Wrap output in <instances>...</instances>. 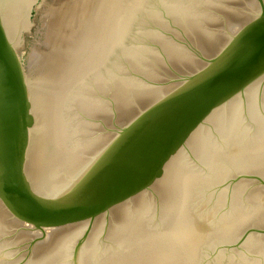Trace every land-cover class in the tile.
Segmentation results:
<instances>
[{"label": "water", "instance_id": "1", "mask_svg": "<svg viewBox=\"0 0 264 264\" xmlns=\"http://www.w3.org/2000/svg\"><path fill=\"white\" fill-rule=\"evenodd\" d=\"M263 72L264 0H0V199L93 218Z\"/></svg>", "mask_w": 264, "mask_h": 264}, {"label": "rangeland", "instance_id": "2", "mask_svg": "<svg viewBox=\"0 0 264 264\" xmlns=\"http://www.w3.org/2000/svg\"><path fill=\"white\" fill-rule=\"evenodd\" d=\"M263 75L264 73L261 74L258 78H256V80L254 79L251 83L245 86L241 92L230 97L225 103L216 107L212 111L220 109V108L226 109V105L229 102V100L238 98V102H233V105L228 107L227 109L228 111L234 110V108L236 109L237 106H239L238 108L242 111V113H244L243 109L245 108L247 103H249L250 98L248 97L251 96L252 92L256 93L255 100L257 101L255 102H257L256 103L257 105L255 106L259 108L260 107V104H258L259 102L262 104L261 105L262 107H260V109L264 108V105L262 103V100H264V80L262 81V79H264V77L262 78ZM254 84H255V87H254L255 90L251 89V91L247 95H244V92L246 91V89ZM259 95H260V98H258ZM245 102H246V105H245ZM212 111L209 114H211ZM226 111L222 110V112L220 111V113L224 114L226 113ZM208 115L194 129V131L198 127H200V129L195 131L194 134H191V136H189L186 144L183 143L182 145H180V148H178L181 151L180 152L181 155L179 153L178 160L183 162L186 165H191L193 163L192 166L194 165L197 170L200 168V171H202V168H204V163L200 162L201 159L197 156L198 154L196 155L197 147L199 144L198 142H200L201 140L203 141L211 140L217 134V125H218L217 120L219 116L217 115L218 117L215 116L212 119L211 118L206 119ZM228 116L224 114L223 116L221 115V118L223 120H226V119L229 120ZM242 117L240 118L241 123H247V120L244 119V116ZM252 124L253 123L249 124V127L251 126L252 129H254ZM218 168L220 170L222 169L221 171L228 173V175L226 174L227 175L226 178L224 177L226 180H220L217 183L211 182L208 184L207 188L203 187L201 189L197 197L196 195L192 197V200H195L196 202L193 203L195 204L194 206H192L191 204L186 206L188 207V210L186 208V211L188 213V216L191 217L190 221L192 222V226L188 228L190 230L186 232V234L178 231L177 227H175V225H177V221L180 220L183 214L179 215V217L178 215L177 216L174 215L176 219L173 216L171 221L169 220V218L168 219L164 218L166 214V204H168V200H167L168 197L167 195L164 196V195L159 194V191L165 190L164 189L165 187L163 186V184L157 183L155 185V189L153 186L144 187L142 192L145 195H143L144 197L141 200H142V203L145 204V207L147 209L145 212L142 213V215L143 216L145 215L144 218L146 219L147 226L148 225L150 226V227L146 226L145 227L146 229L144 231H145V234H147V237L151 239L150 241L151 247L156 246V245L160 247L159 249L155 250L153 254L150 255V257H149L148 251L147 253L144 252L146 251V249H144V251L141 250V255H143L142 258L147 257V254H148V258H150V260L141 259L137 263H130V264H161L160 262H162V264L163 262L164 264H251V261H254L255 264L261 263L260 262L261 259L264 258V249L261 252L255 251L252 246L255 247L256 245H253L252 242L254 241V244L258 243L260 245H263L264 247V170L258 169V168L257 169L250 168V167L243 168V167H239L238 165L235 166L231 164V162L228 160L227 155L224 156L222 161L218 162L216 169ZM166 171L169 172V174H173L174 168L170 170L165 169L164 171L165 173H160L161 175L159 174L160 177L162 176V174L166 175ZM224 186L226 187L225 188L226 191L225 189L223 190L221 189ZM227 188H228V191H227ZM232 188L233 190L234 188H237V191L233 193ZM215 193L216 194L219 193L220 194L219 196L221 195L223 196V197L221 196L223 199L220 202L216 200L218 194L216 195ZM233 194H234V198H235V195L238 196V197L236 196L237 200L236 198L234 200L232 199ZM204 196L206 200L204 199ZM228 202H230V205ZM127 203L128 201H125L123 203V206H124V207L122 206L123 211L120 210L118 212L117 211L113 212L110 209V210L99 213L93 218L82 220L83 222L81 223V225L74 228L77 231V233L73 237L74 239L70 241L69 243L67 242L66 248H68L69 246L68 252H67V255L69 257L68 256L66 257L65 262H68L70 264H76L77 256L80 252V249L83 247V245L85 246L86 243H88V245L86 246L93 247L95 251L94 254L91 255V258H90L91 261L89 264H100L106 259L112 257L113 254L121 253L122 244L121 243L117 244V242L113 243L112 242L113 240L111 239L115 238V236L117 237L118 233L116 232H120V234H122L121 232H123V230L117 231L118 229L119 230L122 229L120 225L122 221L126 222L127 220H129V218H133V220L130 219L132 221L135 220L134 217H136L137 214L136 215L132 214L131 216H129L130 212L131 213L133 211L137 212L136 207H139L142 204V203H138V204L135 203L133 204L132 207L128 208ZM203 203L204 205L206 204V206H203L202 205ZM196 205L197 207H195ZM200 205H202V208H199L201 207ZM238 205H240L241 209L235 208V206L237 207ZM230 207L232 209H230ZM240 207L238 206V208ZM124 208H127V209L124 210ZM239 210L240 211L242 210L241 214ZM6 211L8 212V210ZM162 211H164L165 213ZM248 211L249 212L256 211V212H259V214L260 213L263 214V216L260 215V218H257L256 221H252V218L248 219ZM237 212H239L238 216L236 214ZM209 214L210 215L211 214L212 215L223 214V215H220L219 217L225 218V219H232V220L239 217V222L242 223V226L240 227V230L238 229L239 231L236 232L233 238L230 237L226 239L225 237L223 238V236H219V235L217 236L220 227H222L220 226L221 220L220 219L214 220L213 218H211L212 215L209 216ZM9 215L12 217V219H16L10 213ZM4 217H5V220H9L3 213V218ZM244 219L245 220L247 219V221L244 222ZM74 223H77V222H74ZM70 224H73V223H68L65 225H70ZM65 225L57 226L55 228H60ZM118 226H120L121 228H119ZM198 226L200 227V232L196 231L198 230ZM0 227L3 229V231L1 230L0 232V251L6 252V254L3 253L5 254V257H0V262H3L4 264H28V263L37 264L38 262L37 257L43 256L49 253V250H51L52 247L53 248L55 247L54 245L51 246L53 239H55L54 237H56V239L59 237V234H57L58 236H56V234L51 233L49 235V237L51 236L50 239L49 238L47 239L45 237V235H48L47 232H45V235L44 233H40V231L35 233L34 232L35 230H30V229H27L26 227L16 225L14 224V222H9V224L7 223V225H5L4 228L3 226H0ZM174 228L176 229L172 230ZM33 229H36V228H33ZM74 229L70 227H67L66 229V227H64V229L61 230V232H63L64 234L66 232L67 234V230H70L68 231V233H71L74 231ZM178 233H181L180 239H179ZM203 235L208 236V237H204ZM216 236L217 238H215ZM198 240H200L199 243L196 242ZM145 243H146V240L144 242V245ZM95 248H99V249H96L98 251H96ZM171 251L173 252L177 251L178 253L175 252V254H173V252ZM135 254L136 253L134 251L132 252L131 255L135 257Z\"/></svg>", "mask_w": 264, "mask_h": 264}, {"label": "bare ground", "instance_id": "3", "mask_svg": "<svg viewBox=\"0 0 264 264\" xmlns=\"http://www.w3.org/2000/svg\"><path fill=\"white\" fill-rule=\"evenodd\" d=\"M263 73H261V74H263ZM263 77H264V75L262 76V78ZM263 80L264 79H262V81ZM254 87H255V84L248 87L245 92L243 91L244 95H247L251 91V89H254ZM257 96H258V94H257ZM248 98H250L249 99L250 101L248 100L249 103H247V105L245 102L246 106L243 109L244 113H242V111L238 108L239 106H237L236 109L234 108V110H229L230 112L228 111L227 108L232 106L233 102H238V98H234V99L229 100V102L227 103V105H226L227 111L225 108H223V109L220 108V109L212 111V113L209 114L208 117L206 118V119H209V118L212 119L215 116L216 117L219 116L218 120H217V122H218L217 134L214 136V138H212L211 140H208V141H206V140L203 141L200 139L201 141L198 142L199 144L197 147L196 155L198 154L197 156L201 159L200 162L204 163V168L201 167L202 171H200V168L197 170L194 165L192 166L193 163L191 165H186L183 162L179 161L178 156H179V153L181 151H180V149H178L169 158V160L162 166L160 172L158 173V175H159L160 173H165L164 172L165 169L170 170V169L174 168L173 174H169V172L166 171V175L162 174L161 177H160L161 174L159 176L157 175L150 182V184L147 185L149 187L153 186L155 189V185L157 183L163 184V186L165 187L164 188L165 190L159 191V194L164 195V196L167 195V197H168L167 198L168 204L165 203L166 204V214H165L164 218L165 219L169 218V220L171 221L172 217L174 215L175 216L178 215V217H179V215L183 214L182 217L180 218V220L177 221V225H175V227H177L178 231L186 234V232H188L190 230L188 228L192 226V222L190 221L191 217L188 216V213L186 211V208L188 210V207H186V206H188L189 204H191L192 206L195 205L193 203H195L196 201L192 200V197L194 195H196V197H197L198 194L200 193L201 189L203 187L207 188L209 183H211V182L217 183L220 180H226L225 178L228 175V173L221 171L222 169L221 170L219 168L216 169L218 162L222 161L224 156L227 155L228 160L231 162V164H233L235 166L238 165L239 167H243V168L250 167V168H256V169L258 168V169L264 170V146H263V144H264V108L260 109V107H262L261 106L262 104L259 102H258V104H260V107L258 108L255 106V105H257L256 104L257 102H255V101H257V100H255L256 99V93L252 92L251 96ZM258 98H260V95ZM262 103L264 105V100H262ZM243 106H244V104H243ZM256 108H258V109H256ZM222 110L226 111V113H224L225 115H227V116L229 115L228 116L229 120H227V119L223 120L221 118V115L222 116L224 115V114L220 113V111L222 112ZM242 114H244V115H242ZM242 116H244V119L247 120L248 124L247 123H241L240 118ZM251 123H253L252 126L254 127V129H252L251 126L249 127V124H251ZM199 129H200V127H198L195 131H197ZM195 131L191 134H194ZM191 134L189 136H191ZM189 136L184 141V144L187 143V141H188L187 139L189 138ZM180 155H181V153H180ZM198 164H200V163H198ZM225 186L221 189L222 190L225 189L226 188ZM228 188H227V191H228ZM143 189L139 190L137 193L129 196L128 198L124 199L123 201L119 202L118 204L117 203L113 204L112 206L107 208L105 211L110 210V209L113 212H116V211L118 212L120 210L123 211V207H124L123 203L125 201H128V203H127L128 208L132 207L133 204H135V203H137V204L142 203L141 199H143V197H144L143 195H145L142 192ZM232 190H233V188H232ZM225 191H226V189H225ZM235 191H237V188H234L233 193H235ZM202 194H201V196H202ZM217 194H216L217 195L216 200H218V202H220L223 199L222 198L223 196L221 195L222 196L221 197V196H219L220 195L219 193H217ZM236 196L237 195H235V198H236ZM235 198H234V194H233L232 199L234 200ZM202 199H201V201H202ZM204 199H205V196H204ZM229 200H231V199H229ZM236 200H237V198H236ZM169 202H170V204H169ZM228 203L230 205V202H228ZM3 205L4 204L2 203V201L0 199V226H3V228L5 225H7V223L9 224V222H14V224H16V225L26 227L27 229H30V230H35L34 231L35 233L40 231V233H44V235H45V232H47L48 235H45V237L47 239L48 238L50 239L51 236L49 237V235L51 233L56 234V236H58L57 234H59V237L57 239H56V237H54L56 240L53 239L52 244H51V246L54 245L55 247L54 248L52 247V249L49 250V253H47L46 255L37 257V261H38L37 264H67L68 263V262H65V259L68 256L67 252H68V248H69V246H68V248H66L67 242L69 243L70 241H72L74 239L73 237L77 233V231L74 228L81 225V223L83 221L73 223L70 225H65V226L60 227V228H55V227L54 228L53 227L42 228L41 227L39 229H33L34 227H32V225H30L28 223H24V222H21L19 220L12 219V217L9 215L10 212L8 211L9 212L8 213L6 211L8 209L6 208L5 205H4L5 207ZM164 205H163V207H164ZM202 205L206 206V204L204 205V203ZM202 205H200L201 207H199V208H202ZM238 206L240 207V205H238ZM238 206L237 207L235 206V208L241 209V207L238 208ZM125 207H126V205H125ZM195 207H197V205ZM136 208H137L136 209L137 212H135V211H133L132 213L130 212V215H129V216H131L132 214L133 215L137 214L136 217H134L135 220L132 221L133 218H129V220H127L126 222L122 221L120 224L122 229L117 230V231L123 230V232H121L122 234H120V232H116V233H118L117 237L115 236V238L111 239V240H113L112 241L113 243L117 242V244H120V243L122 244L121 245L122 246L121 253L113 254L112 257L106 259L105 261L101 262L100 264H126V263L130 264V263H137L141 259H149L150 260V258H148V254H147V257L142 258L143 255H141V250L144 251V249H146V251H144V252L147 253V251H148L149 257H150V255H152L155 250L159 249L160 246H157V245L151 247V245H150L151 239L147 237V234H145V231H144L146 229L145 227L147 226L146 219L144 218L145 215L144 216L142 215V213L145 212L147 209L145 207V204L142 203L141 206L136 207ZM126 209L127 208H124V210H126ZM230 209H232V208L230 207ZM162 212H164V211H162ZM241 212H242V210L240 211V214H241ZM3 213L5 214V216L9 220H5V217L3 218ZM138 214H139V216H138ZM236 214L238 216L239 212H237ZM211 215L209 214V216H211ZM214 215H212L211 218H213L214 220L220 219L221 220L220 226H222V227H220V229L218 228L219 231H218L217 236L218 235L223 236V238L225 237L226 239L230 238V237L233 238L235 236L236 232L239 231L240 227L242 226V223L239 222V217L232 220V219L220 218L219 216L223 215V214H220V215L214 214ZM260 215L263 216V214H261V213L259 214V212H256V211L255 212H252V211L249 212L248 211V219L252 218V221H256L257 218H260ZM129 216H127V217H129ZM163 216H162V218H163ZM175 216H174V218H175ZM130 219H132V220H130ZM156 220H157V218H156ZM245 221H247V219L246 220L244 219V222ZM193 226H194V224H193ZM64 227H66V229H67V227L73 228L74 231L71 233H68V231H70V230H67V234L65 232V234H66L65 235L63 232H61V230H63ZM118 227L121 228L120 226H118ZM175 229L176 228H174L172 230H175ZM1 230L3 231V229L0 227V232H1ZM196 231L200 232L199 226H198V230H196ZM150 232H152V231H150ZM150 234H152V233H150ZM178 234H179V239H180L181 233H178ZM217 236L215 238H217ZM204 237H208V236H204ZM145 240H146V243L144 245ZM251 241H253V240H251ZM113 243H111V244H113ZM252 243H253V245H256L255 247L252 246L255 251H257V252L263 251V249H264L263 245H260L258 243L254 244V241ZM146 244H147V246H146ZM86 245H88V243H86L85 246L83 245V247L80 249V252L77 256L76 264H89L90 263L91 255H93L95 251H94L93 247H91V246L89 247ZM96 249H99V248H95V250ZM184 249H185V247H184ZM52 250H53V252H52ZM96 251H98V250H96ZM99 251H101V250H99ZM134 251L136 253L135 257H133V255H131L132 252H134ZM171 252H173V251H171ZM171 252H170V254H171ZM175 252L178 253L177 251H174L173 254H175ZM3 253L6 254V252L0 251V257H5V254H3ZM184 256H186V255H184ZM172 257H173V255H172ZM263 259L264 258L261 259V261H260L261 263L259 262L260 264H263V262H264ZM160 263L162 264V262H160ZM0 264H4V263L0 262ZM68 264H70V263H68ZM163 264H164V262H163ZM251 264H255V262L251 261Z\"/></svg>", "mask_w": 264, "mask_h": 264}]
</instances>
